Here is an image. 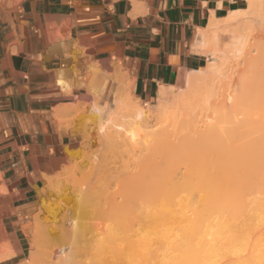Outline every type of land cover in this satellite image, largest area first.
Listing matches in <instances>:
<instances>
[{
    "label": "crops",
    "instance_id": "crops-1",
    "mask_svg": "<svg viewBox=\"0 0 264 264\" xmlns=\"http://www.w3.org/2000/svg\"><path fill=\"white\" fill-rule=\"evenodd\" d=\"M245 3L0 0V256L7 255L0 264L24 256L25 226L37 211L43 176L58 172L68 159L65 148L76 143L53 115L71 96L87 95L75 84L101 87L106 72L121 67L133 95L151 103L160 85H175L206 65L199 32L209 20Z\"/></svg>",
    "mask_w": 264,
    "mask_h": 264
},
{
    "label": "bare ground",
    "instance_id": "bare-ground-1",
    "mask_svg": "<svg viewBox=\"0 0 264 264\" xmlns=\"http://www.w3.org/2000/svg\"><path fill=\"white\" fill-rule=\"evenodd\" d=\"M245 1H246L245 7L230 11L226 16L219 19L211 18L209 20L207 27L203 30H200L199 32L200 42H206L212 40V42H216L217 44L219 36L221 35L222 32L223 33L232 32V36L234 40H232L230 48H235V49L239 48L238 50H240L245 47L248 38V34L245 32L241 33L240 30L243 31L248 28L250 29V27L251 29L255 27L257 30V33H255L256 35L254 36L255 40L264 45V13L262 8L263 0H245ZM238 32L240 33L238 34ZM215 57H213L212 59L216 61L214 63L209 62V64H206L204 67L200 68L199 69L200 73L197 74L192 73L191 75L188 76L187 84L189 87H198V85L201 86L206 83H209L214 78V76H216L215 74H217L219 62L217 61L218 59ZM253 59L254 57L250 56L245 62L243 61L244 62L243 69L241 70V68L240 69L237 68V71L239 69V71L241 70L242 73V71H245L247 68H254ZM227 80H229V78ZM57 83L62 87V89H64V91L69 92L71 90L70 85L66 81L59 79ZM251 85L249 86L248 84L246 88L242 87L245 89L240 88L242 91L236 90L237 93L230 98L231 100L229 104L233 105L234 107L236 105L243 106V115H242L243 119L238 122L235 121L236 123H234L233 120H231L232 123H230V120L228 119L229 124H226L225 119L227 115L224 114L225 112L219 115L215 114L216 109L213 110V108H216L217 104L215 103L219 102L217 100H216L217 102L214 103L215 107L210 106L211 110L213 112L215 111L214 115L216 116L213 117L212 119L211 117L210 118L206 117L209 120L207 121L205 120V122L203 121V118L200 117L202 115H199L200 118L196 116L198 114L197 107H196L197 109L196 113L195 114L193 113L194 115L190 114L189 116L186 114L184 118H181L182 117L181 116L180 117L181 119L179 117L177 119L176 117L177 120L180 119L179 120L180 122L178 121L177 122L178 124L175 125L174 128L175 134L180 133L179 135H181V133H183V135L185 136L184 140L187 141L190 140L192 142V145H195L198 149H204L205 147L209 148V156L216 157V162L220 167L216 173H211L208 170L201 169L197 172L183 173V175L178 179H176L175 177H169L165 181L164 179L166 178H164L163 180L166 182L165 185H163L162 187L160 186L159 189L156 188L148 192L149 193L148 199H145L146 201H148L145 206L146 207L145 212L142 218H140L142 222L140 221L139 223L135 224V227H131L133 229H130L131 233L128 234H125V232L121 230L122 229L121 227L119 230H117L116 227H118V225L117 224L114 225V223H112L113 225L111 224L112 226L109 229L107 228L108 230L103 235H101L99 239V244L95 245V254H93V257L91 256V254H89V250L87 254L85 253V249H87L86 247H89L90 245L86 244L84 246L83 245L84 239L82 238H81L82 240L80 239L81 240L80 242L79 240L80 237L78 235V233L80 232L76 230V227L75 229L73 227L72 229L73 236L74 235L78 236L79 241L76 240L77 238H75L76 242H74L75 240L73 238L75 236L74 237L72 236L73 238H71L70 235L71 238L70 241L73 242L72 243L73 245L71 244V247H73L72 249L73 254L71 253L68 256V258H73L76 255L77 258L76 259L73 258V260L76 262L77 259H79L76 262L79 263L81 259L83 260L85 259V257L87 258L88 256H90L91 259L89 257L87 258L88 262L84 261V263L87 262L90 264L91 261L93 262L92 264H264V123L262 124L263 121L261 122L259 120L260 124L258 125L253 124L255 118L254 112L258 108L257 102H255V96L257 95L258 92H255L251 88L252 87ZM168 87H171V85ZM168 87L165 85H161L156 91L157 94L156 101L158 100V104H153L151 107L153 108L155 107L156 110H158L157 112L158 114L160 113L161 110L163 111L166 103H168L170 98L174 99V102L176 101L177 103L178 102L181 103L182 101H184L185 104H188L186 102H189V98H190V100H192L190 101V103L191 102H193L194 104L196 103L198 107L199 105L202 104L204 105V108L206 107L205 105H207V103H209V101L212 99L211 97L207 96L208 93L206 92L208 90L205 91L204 94L200 93L196 95L195 93L188 95L187 92L179 93L177 90L170 91L168 90L169 89ZM191 92H193V89ZM195 92L197 91L195 90ZM208 92H210V90ZM212 92L216 93L215 91ZM217 96L218 95L215 96L216 99ZM225 100H227V98ZM211 102H213V100H211ZM180 103L178 104L180 105ZM261 104H264V101H262L260 105ZM134 107H135L134 111H137V106ZM203 110L204 109L202 106V112ZM101 111L102 108L99 107L96 108V112H98V114ZM209 111L210 110L208 109V112ZM224 111H226V109ZM108 112H110V110ZM202 112L200 111V113ZM63 113H64L63 106H57L54 109L53 115L56 120L60 121L63 117ZM207 114L210 115L209 113ZM203 116L205 119V116L207 115H203ZM148 139L146 138L148 142L145 141V143L147 142L146 144L144 143L146 148L143 147V149L145 148L144 154L148 156V158L146 159L149 162V164L152 163L154 155H156V153L160 150L163 152L165 151V153L166 152L173 153V150L167 149L166 147L167 141L169 140V133L165 129H162V127H159L157 131H154L151 137ZM175 139L179 140L180 138L179 136L177 137L175 135ZM177 145L178 147L180 146L179 143H177ZM140 146H143V144H140L139 147ZM163 152H158V153H161V155H163L162 154ZM135 154L136 153L134 152V154H131V156ZM174 155L175 157L174 156L173 157L176 158L175 160L180 159V156L177 155L175 151H174ZM167 158L169 157L167 156ZM174 158L171 159L173 160ZM73 159L78 160L77 157ZM142 159L140 162L136 158L137 162H140V165H142ZM76 160L74 162H76ZM145 164L146 163H144L143 161L142 166L137 165L138 166L137 169L139 168V166L142 167L141 169H138L140 170L139 173L137 172L138 170L136 171L138 175L143 174L142 172L145 171L146 169L148 170V168H146V166L148 167V165ZM77 165L78 164H76V166ZM76 166L75 168L77 169L78 166L77 167ZM71 167L73 168V166H70V168ZM143 167L146 169H144ZM135 168L136 167L134 166V169ZM76 169L74 170L69 169V171L72 170L73 172ZM79 169H80L79 171L80 174L78 173L77 170L76 171L79 174V176H81V173L84 172V168H81L80 166ZM142 169L144 170L142 171ZM152 171L154 172V170ZM65 172L68 173V170ZM145 172L147 173V171ZM80 178L82 179V177ZM84 179L85 177H83L82 180ZM98 179H100V177H98L97 179L92 178L91 181L93 183L90 180L89 182L85 181L86 179L84 181L85 183L88 182V184L90 185L95 184L94 182H96V185L97 184L100 185L102 179H100V181ZM67 181H65V183ZM68 185L69 184H67V186ZM85 186H84V190L86 189V187H88ZM107 186L108 185H106V187ZM63 187L65 188V191L60 195L61 198L58 206L59 214L56 213L58 214L57 217L59 219L57 218L54 219V221L56 220L58 223L55 224L56 227L58 225V232L60 234L57 232V235L54 238V244H52L50 248L52 249V253L54 254L59 253V251L60 254L63 253L62 248L64 247L65 243L68 242L69 240L67 224L72 215L75 214L74 217L72 216L73 220L77 214L80 215V218L92 217L90 219H93V217H95L96 219V216L100 213L101 210L100 208L102 207V205L107 204L106 205L107 207L109 205H110L109 207H112L111 205H114V201L113 204H111L112 202L108 203V201H104L103 199L100 202L99 200L100 198L98 199L97 197H96L97 199L93 198V200H97V201L99 200L100 205H98L97 203L91 204L90 203L91 196H89L90 189H88L89 192L88 194H86L88 190L85 192L80 190L81 187L77 188V190H80L81 193L85 192L83 194H86L87 196L84 197L80 193V191H77L76 189H72L73 190L72 191L68 189L69 187L68 188H66L65 186ZM74 190L77 191L78 193H75ZM79 193L83 197L78 195ZM79 197L81 198V200L85 198L84 199L85 202L82 200L83 201L82 206H80ZM123 200L121 201L123 202ZM116 201H119V199H117ZM121 201L117 203L115 202L116 206H118L121 203ZM86 202H89V204ZM46 203L47 201H43L41 198V206H43L44 204L47 205ZM84 203H86V205ZM109 207L107 209L105 208L106 211H108L109 209L111 210L113 209L110 213H112L111 215L115 216L114 214L115 212L114 209L116 210L115 205L114 208L113 207L109 208ZM56 209H54L53 212ZM105 209L102 208V210ZM55 216H51V217H55ZM38 220L39 219H37V221ZM73 220H71L72 224L70 222L69 227L71 228L72 225L78 226L79 225L78 222L80 221L78 217L76 218V220L74 221ZM97 220L93 222L96 223ZM48 222H53V221H48ZM115 222L117 223V221ZM102 223L104 222L101 219V221L99 222V225L101 224L100 227L103 226ZM53 224L54 223H52V225ZM95 225H97V223ZM79 228L81 229L83 227L79 226L78 230ZM32 230L33 229L29 227L25 228V234L27 238H29ZM73 230L76 231L77 234ZM86 231L88 232V230ZM91 240L92 239H90V241ZM90 241L88 242L89 244H91ZM94 241L96 242V244L98 243L96 240ZM79 242L83 246L82 245L78 246L77 244H79ZM91 242H93V240ZM29 245H30L29 260L33 261L37 255L38 247L30 243ZM77 246L78 247L81 246V247L78 248ZM74 248L77 249V252L79 253L81 251L82 252L84 251L83 258L81 256L82 253H80V255L79 253L78 255L75 254L76 252L74 253L75 250ZM56 249H58V252L55 251ZM6 256H7L6 254H3L0 256V259L5 258Z\"/></svg>",
    "mask_w": 264,
    "mask_h": 264
},
{
    "label": "rangeland",
    "instance_id": "rangeland-1",
    "mask_svg": "<svg viewBox=\"0 0 264 264\" xmlns=\"http://www.w3.org/2000/svg\"><path fill=\"white\" fill-rule=\"evenodd\" d=\"M245 6H246V3H245ZM262 8H263V13H264V0H263ZM240 32L241 33L245 32L248 34L246 45L243 49H240V50H238L239 48L238 49L230 48L232 40H234L232 36V32L231 33L222 32L221 35L219 36L217 44L216 42H212V40L202 42L204 44L207 54L209 55L208 61L206 64H209V62L214 63L216 60L212 58L217 56L215 58H217L218 59L217 61L219 62L218 64L219 72L217 71V74H215L216 75L214 76L215 79L213 78L209 83H206L204 85H201V86L198 85V87H189L187 84V78L192 73H195V74L200 73V70L197 69V70L191 71L183 75L181 77V81H179L177 84L171 85V87H168L170 85H165L169 88L168 90L170 91L177 90L179 93L187 92L188 95L195 94V93L196 95L200 93L204 94L205 91L210 90V92L207 91L206 93H208L207 96L212 98V99L211 98L209 99L213 100V102H211L210 100L209 103L205 105L206 106L205 108H204V105L202 104L199 105V107L196 103L194 104L193 102H191L192 103L191 104L190 101L192 100H190V98H189V102H186L189 105L185 104L184 101H182L181 103L178 102L180 103L179 105L176 101L174 102V99L170 98L168 103H166L163 111L161 110L160 113L158 114L157 113L158 110H156L155 107L154 108L151 107L153 104H158V100L156 101L157 94L155 97V101H152L151 103L147 104V103H142L141 101H139L133 95L131 91V84L129 80L127 79L121 67H118L115 72H106L105 81L103 83V86L101 87H96L90 83L89 84H84V83L75 84V86L77 87L81 86V87L86 88L87 95L71 96L73 100L72 103L60 105V106H63L64 113H63L62 119L60 121L57 120V126L60 132L68 133L73 138H75L76 143L74 144L73 147L67 146L65 148L68 159L66 163L61 167V169L58 172L54 173L53 175L43 176V185L41 189H39L38 191L37 211L31 217L30 219L31 221L25 226V228L29 227L33 230L29 238H27L26 234L24 235L23 242L25 245L24 246L25 253H24V256L16 262V264H42V263L43 264H48V263L49 264H75L79 260L77 259L76 262L73 260V258L74 259L77 258L75 254L78 255L79 253L77 252V249L75 248H77L79 245H82L80 243L82 239H84L83 241L84 246L86 244L90 245L89 247H86L87 249H85V253L87 254L89 250V254H91V256L93 257V254H95V245L99 244V239L101 235H103L113 225L112 223H114V225L116 224L118 225V227L115 226L117 230H119L121 227L122 228L121 230H123L125 234H128V233H131L130 229H133L131 227H135V224L139 223L140 221L142 222L140 218H142L145 212V208H146L145 206L148 202L145 199H148V194H149L148 192L156 188L159 189L160 186L162 187L163 185H165L166 183L165 181L169 177H175L176 179H178L183 175V173L197 172L201 169L208 170L211 173H216L219 170L220 167L218 163L216 162V157L209 156V148L205 147L204 149H198L195 145H192V142L190 140L188 141L184 140L185 136L183 135V133H181V135H179L180 133L175 134L174 128H175V125L178 124L177 122L181 118H184L186 114L189 116L190 114L194 115L197 109H198L197 111L198 114L196 116L199 117V115H202L200 117L203 118L204 122L205 120L206 121L209 120L208 118L211 117L212 119L216 115L222 114L224 112H225L224 114L227 115V116L225 115L226 124H229V120H230V123H232L231 120H233L234 123L242 120L243 119L242 117L243 106L236 105L234 107L233 105L229 104L231 100L230 98L234 96L237 93V91H242L241 89H245L246 86H248V84L250 86L251 83H252L251 88L255 92H258L257 95L255 96V102H257L258 108L254 112L255 118H254L253 124L258 125L260 124V121L261 122L263 121L262 124L264 123V104L260 105V103L264 101V45L255 40L254 36L256 35L255 33H257V30L255 27H253L252 29L250 27V29L248 28L243 31L240 30ZM240 32H238V34ZM250 56L254 57L253 59L254 68H247L245 71H242L243 73L242 74L241 70L243 69L244 62ZM237 68L239 69L241 68V70L239 71L238 69L237 71ZM228 78L229 80H227ZM109 80H111L112 82L109 85V89H106L108 88L107 82ZM242 87H245V88H242ZM192 89H193V92H191ZM103 90H105V92H103ZM195 90L197 92H195ZM212 91H215L217 94ZM68 93H71V90ZM216 95H218L217 99L215 98ZM226 98L227 100H225ZM216 100L219 101L220 103L219 102H218L219 104L215 103L217 102ZM214 103L217 104L218 106V107L216 106V108H213V110L216 109L215 110L216 112L214 111L216 115H214V112L210 108V106L215 107ZM132 104L134 106H137V111H134L135 107ZM222 104H225V105H222ZM130 105L133 107H131ZM202 106L204 109L203 112H202ZM98 107L102 108V111L99 113L100 115L98 114V112H96V108ZM191 107L192 108L194 107V108L192 109ZM108 109L110 110L111 113L108 112L109 111ZM199 109L203 114L200 113ZM208 109L210 110L209 112H208ZM225 109L226 111H224ZM204 111L206 114L204 113ZM233 112L235 113L236 116L234 115ZM207 113H209L210 115H208ZM203 115H207L205 116V119ZM176 117L177 119L178 117L179 118L181 117V118L177 120ZM260 118H262L263 120ZM159 127H162V129H165L169 133V140L167 141L166 147L167 149L173 150V153L171 152L165 153V151L163 152L161 150L158 151V152H163L162 153L163 155H161V153H158V152L156 153V155H154L153 161L152 163H150L152 166L151 168L149 162L146 159L148 158V156L144 154L145 148H146L144 143L145 141H147L146 138L147 139L150 138L152 133L154 131H157ZM175 135L177 137L179 136L180 139L176 140ZM177 143L180 144L179 147ZM140 144H143V146L139 147ZM141 147L142 149L143 147L145 148L142 150ZM174 151L177 153V155L180 156V159L175 160L176 158H174L175 157ZM134 152L136 154L131 156V154H134ZM69 155H72V156H69ZM167 156L169 158H167ZM76 157L78 158V160L75 159L76 162H74L75 160L73 158H76ZM136 158L140 162H141V159L143 158L142 165H143V161L144 163H146L145 165H148V167L146 166V168H148L149 171L143 167L144 169H146L145 171H147V173L143 171L144 169H142L143 174H140V175L137 174V172L138 173L140 172V170L138 169H141L142 167L140 166L142 165H140V162H137ZM171 158H174V159L172 160ZM76 164H78L77 169L75 168ZM137 165H140L138 169H137L138 167ZM70 166H73V168L72 167L70 168ZM80 166L81 168H84V172L81 173V176H79ZM134 166L136 167L135 169H134ZM68 167L69 169H72V170L76 169L79 174L77 173L76 170L75 171L77 174L75 173V171L73 172L72 170L69 171ZM150 169H151V172H150ZM67 170H68V173L65 172ZM152 170H154V172ZM72 174H74L75 176ZM131 174H134V175H131ZM68 177L70 178V181ZM80 177H82V179L83 177H85L86 180L85 179L84 180L88 182L89 180L91 181L92 178L97 179L98 177H100V179L102 180H101V183L99 182L100 185L97 184L98 185L97 186L96 182H94L95 184L90 185L88 184V182L85 183V181L82 180ZM64 179H67L68 181ZM100 179L98 180L100 181ZM65 181L69 183L67 182L65 183ZM67 184L69 185L67 186ZM83 184L84 186L88 184L86 186H88L89 188L85 186L86 189L84 190ZM106 185L108 186L106 187ZM63 186L65 187L67 186L66 188L69 187L68 189L70 190L72 189L77 190V188L81 187L80 190L85 191V192L88 189H90L89 196H91L90 198L91 204L97 203L98 205H100L99 200L101 202L102 199L104 201H108V203L112 202L111 204H113V201H114L116 210L117 208L118 210L116 212V210L114 209V211L116 212V213L114 212L115 214L114 216V215H111L112 213H110L113 209L112 210L109 209L108 211H106V209L110 205L108 207L106 206L107 204L102 205V207L99 206L101 207L100 213L96 216V219L95 217H93L94 220L90 219L92 217L80 218V215L77 214L74 220H76V218L78 217L80 220V221L78 220L79 222L77 221L79 225L78 226L72 225V228H71L69 227L70 222L71 220H73L72 218L74 217L75 214L72 215L73 217L71 216L67 224L69 240L68 242L65 243L64 247L62 248V252L64 254L63 253L60 254V251L59 253L54 254L52 253V249L50 248H51V245L54 244V238L56 237L57 232H58V225L56 227V224L58 223L56 220L54 221V219L56 218L59 219L57 215L59 214L58 206H59V201L61 198L60 195L65 191V188ZM80 190H77V191H80ZM77 191L74 190L75 193H78ZM85 192L81 193L84 197L87 196L86 194H88L89 190L87 191L86 194H83ZM80 193L78 195H80ZM96 197L100 199L98 201L93 200V198H96ZM41 198L43 201H47L46 203L47 205L44 204L43 206H41ZM79 199H80V206H82L83 205L82 203L85 198L82 199L83 201L81 200L80 197ZM117 199H119V201L123 199L124 200L123 202L121 201L120 204L118 203L119 205L117 204L118 206H116L115 202L116 203L119 202V201H116ZM86 203L89 204V202H86ZM86 203L84 204L86 205ZM114 205H111V206L114 208ZM112 207H109V208H112ZM53 208L54 209L58 208V209H56L53 212L54 210ZM102 208L104 209L106 208V209L102 210ZM51 216H55V217H51ZM100 218L104 222L102 223L103 226L101 227H100L101 224L99 225V222L101 221ZM37 219H39L38 221L42 223L38 222ZM97 219H100V220H97ZM47 220L53 221V222H48ZM88 220H91V221H88ZM95 220H97L96 222L97 225H95L96 223L93 222ZM115 221H117V223ZM37 222L40 224H38ZM52 223L54 224L52 225ZM88 223L89 224L91 223L90 224L91 226ZM79 226H82L83 228L81 229L79 228L78 230ZM73 227L74 229L76 227V230L80 232L78 233L80 238L76 235H74L75 237L73 236V232H72ZM84 227H86L87 229ZM93 229H94V232H93ZM103 229H104V232H103ZM86 230L92 233L90 232L88 233ZM74 232L77 234L76 231ZM70 235H71V238L74 237L73 238L74 240L75 238H77L76 240H78V238L79 240L82 238L79 244H77L78 246L74 248L76 250V251L74 250V253L75 252L76 253L74 254L75 257L73 258H68V256L71 253L73 254V251H72L73 247H71V244L73 242L70 241L71 240ZM90 239H92L93 242H91L92 240L90 241ZM76 240L74 242H76ZM94 240H96L98 243L96 244ZM89 241L91 244L88 243ZM29 243L34 244L36 245V247H38L37 255L33 261L29 260V249H30ZM7 245L8 244H3V249H6ZM81 250H84V249H81ZM55 251L58 252V249H56ZM83 252L82 251L80 252L82 253L81 255L82 258H83ZM88 257L91 259L90 256ZM87 258L85 257L86 260L81 259L79 263L81 262L80 264L82 263L86 264L88 262ZM84 261H87V262L84 263ZM79 263H76V264H79ZM92 263L93 262L91 261V264ZM87 264H90V263H87Z\"/></svg>",
    "mask_w": 264,
    "mask_h": 264
}]
</instances>
